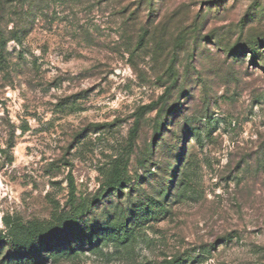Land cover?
Returning a JSON list of instances; mask_svg holds the SVG:
<instances>
[{
    "label": "rangeland",
    "instance_id": "obj_1",
    "mask_svg": "<svg viewBox=\"0 0 264 264\" xmlns=\"http://www.w3.org/2000/svg\"><path fill=\"white\" fill-rule=\"evenodd\" d=\"M0 264H264V0H0Z\"/></svg>",
    "mask_w": 264,
    "mask_h": 264
}]
</instances>
